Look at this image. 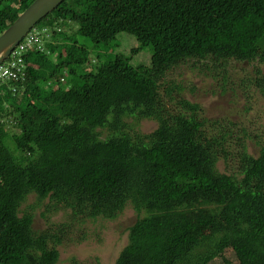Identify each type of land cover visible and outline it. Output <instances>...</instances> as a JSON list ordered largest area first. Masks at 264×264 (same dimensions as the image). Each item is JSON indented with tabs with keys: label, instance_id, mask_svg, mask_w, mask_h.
Masks as SVG:
<instances>
[{
	"label": "trees",
	"instance_id": "1",
	"mask_svg": "<svg viewBox=\"0 0 264 264\" xmlns=\"http://www.w3.org/2000/svg\"><path fill=\"white\" fill-rule=\"evenodd\" d=\"M34 1L0 0V36ZM34 31L25 82L0 85V264H58L76 221L128 206L139 217L116 264H264L263 135L203 117L169 78L191 62L213 79L231 62L264 65V0H65ZM121 33L139 45L101 64L78 40L112 47ZM147 46L151 65H133ZM32 194L69 222L37 233L21 215Z\"/></svg>",
	"mask_w": 264,
	"mask_h": 264
},
{
	"label": "rangeland",
	"instance_id": "2",
	"mask_svg": "<svg viewBox=\"0 0 264 264\" xmlns=\"http://www.w3.org/2000/svg\"><path fill=\"white\" fill-rule=\"evenodd\" d=\"M79 42L87 45L93 51H100V64L112 58L116 54L129 55L131 49L139 45L137 39L127 33H121L115 45L95 47L90 39L79 37ZM153 51L147 46L141 53L134 56L133 65H151ZM91 57L95 59L94 52ZM96 61V59H95ZM260 66L264 72V65L248 62H231L220 66V74L216 79L205 75L196 69L193 63H185L176 67L170 74L172 82L185 87L183 96L191 102L201 105V115L212 120H232L241 126H246L251 131L264 137V98L252 93L250 80L256 77V70ZM89 67L84 66V71ZM225 73V74H224ZM221 74L229 75L228 83L224 91ZM252 91V92H251ZM250 103L249 106L247 104ZM156 127L153 121H143L140 128L143 132H150ZM249 141V152L258 156L259 150ZM224 168L223 165L220 166ZM187 196L190 191L184 192ZM50 209V201H39L35 194L30 195L21 208V215L28 212L33 214V229L40 233L51 226L69 222L70 211L47 212ZM139 214L131 206L113 221L98 219L86 220L84 223L76 221L71 228L70 239L58 247L60 261L58 264H71L76 260L79 264H116L121 251L128 244L129 230L136 223ZM195 226L202 224L198 214L192 215ZM231 262H235L233 256H228ZM212 264H227L217 260Z\"/></svg>",
	"mask_w": 264,
	"mask_h": 264
},
{
	"label": "water",
	"instance_id": "3",
	"mask_svg": "<svg viewBox=\"0 0 264 264\" xmlns=\"http://www.w3.org/2000/svg\"><path fill=\"white\" fill-rule=\"evenodd\" d=\"M65 0H35L0 36V65L22 39Z\"/></svg>",
	"mask_w": 264,
	"mask_h": 264
},
{
	"label": "built area",
	"instance_id": "4",
	"mask_svg": "<svg viewBox=\"0 0 264 264\" xmlns=\"http://www.w3.org/2000/svg\"><path fill=\"white\" fill-rule=\"evenodd\" d=\"M40 46L41 40L38 34L35 31H30L15 47L9 57L0 65V85L9 82L23 84L26 80V66L23 55L25 52ZM17 90L18 87L14 86L13 91L15 92Z\"/></svg>",
	"mask_w": 264,
	"mask_h": 264
}]
</instances>
